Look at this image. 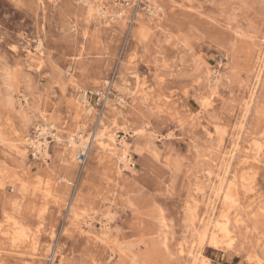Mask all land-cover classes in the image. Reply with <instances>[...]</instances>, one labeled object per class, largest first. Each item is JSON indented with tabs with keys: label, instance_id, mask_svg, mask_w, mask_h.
<instances>
[{
	"label": "rangeland",
	"instance_id": "374dc122",
	"mask_svg": "<svg viewBox=\"0 0 264 264\" xmlns=\"http://www.w3.org/2000/svg\"><path fill=\"white\" fill-rule=\"evenodd\" d=\"M135 2L126 21L106 24L79 0H0V264H253L246 251L201 243L193 230L197 217L220 208L223 191L247 219L248 232L235 227L239 242L264 250V156L257 164L255 151L244 156L252 138L264 144V0H164L152 22ZM137 9L148 31L132 21ZM105 81L126 84L125 104ZM79 86L92 109L76 117ZM12 90L28 95L23 110L9 102ZM106 92L119 108L103 106ZM44 110L63 140L49 135L46 160L30 147L23 157L10 139L35 136ZM103 110L106 121L123 111L118 139L130 132L134 163L117 183L95 147L84 163L63 158L74 123L87 137ZM253 165L245 187L241 175H253ZM111 214L109 239L85 234L89 219L103 234Z\"/></svg>",
	"mask_w": 264,
	"mask_h": 264
},
{
	"label": "bare ground",
	"instance_id": "6f19581e",
	"mask_svg": "<svg viewBox=\"0 0 264 264\" xmlns=\"http://www.w3.org/2000/svg\"><path fill=\"white\" fill-rule=\"evenodd\" d=\"M52 1H53V3L58 2V0H52ZM122 1L121 0H79V3L84 6V8L89 12V14L94 15L96 13L98 15V17L100 18V20L102 19L106 24H109L110 20H115V21H119V22L126 21V19H127L126 16L128 15V12L130 10L128 5L130 4V2H132V1L135 2L137 0H124L125 3H123ZM138 1L140 3L146 4L147 14L149 15L148 19L151 22L153 20H155L156 17L158 18L161 16L162 13H164V8L162 5V1H164V0H138ZM138 6H139V4H138ZM138 6H136V7H138ZM133 14H135V16L132 17V21L135 23L136 22L141 23L143 25L144 31H148L146 24H143L142 20H140L141 19L140 18L141 12L137 9L136 11H134ZM67 33H69V32H67ZM36 42H37V45L35 47L36 51L37 52H43V48H44L43 39L39 38ZM31 51L32 50H30L29 52H31ZM36 58H38V57H36ZM260 65H261V63H260ZM70 68H71V66L69 67V70H70ZM70 80L75 83V81L73 80V74L70 75ZM209 81H210V79H209ZM105 82L108 84V86H111L113 88V90L111 92H114V94H115L114 96H116L115 98H117L116 101L119 102V104H121V105L125 104L126 99L123 95H120V94L121 93L122 94L128 93L125 91V89L128 88L126 86V84L124 83L125 85L120 86V85L116 84L115 81H105ZM9 86H11V85H9ZM140 86H141V82L139 81V82H137L135 89L132 91V92H134L133 94H136L135 91L139 90L141 88ZM108 90H109V88H108ZM213 95H214V93H212L209 97H205L206 98L204 101L205 104L202 103V104H204L203 107L206 108L207 106H211L213 104V101H214ZM110 97L111 96L107 95V92H106V95L104 96L105 105H103V106L113 107L116 109L119 108V107H116L114 105V103H112L113 98L111 99ZM28 101H29V97L26 93H21V95H18V97H16V94H14V90H12L9 94V102L11 103V105L15 106V104H17V106L22 108V110L24 108L23 106L28 105ZM89 101L90 100H88V98H87L86 90L81 89L79 86L78 93L76 94L75 99L71 101L72 106H74L76 109V113H77L76 117H78L81 114V112H83V111L88 112L92 109V105ZM40 113H41L40 117L44 121V123L38 124L36 126L37 127V133L35 136L31 137L29 135L23 136L21 134H17V136L15 135L16 136L15 140H12V139H10V140H11V143H13L12 144V146L14 147L13 149L15 150V148H16L17 152L21 156L25 157L26 153H27L26 150L28 147H30L33 149V152H34L36 157H40V158L46 160L49 156V141L47 139L49 137V135L53 136L54 139H56L57 141H62L63 138L61 136H59L57 134V132H54V130L58 131V127L55 124V122L48 120V118L45 114V110L41 111ZM106 117H107V115H106L105 111L103 110V113L98 117L96 123L94 124L93 131L92 132L89 131L87 137H85L82 134V133H84V127H83V124L81 123V121L79 120V121L75 122L74 123L75 130L67 136L68 140L65 144V150H64L65 153L63 154V158L65 159V157H66V160L69 163L74 162L73 158L76 157L77 153L80 151H84L86 153V156H87L86 158H88L90 156L89 154H90L91 149L95 147L99 150V161L105 167L106 166L108 167V170L110 173L109 174V180L116 182V180L122 175L123 170L132 169L131 164L134 163L132 161L130 143L127 141L128 139L126 140V137L128 136V134H130V132H129L128 128H125V129L123 128V130L121 132L124 133V135H122L121 139H118V133L119 132H118V129L116 128V125L119 124L118 120H125V118H126V117H124L122 110H117L115 112V118L110 119V121L109 120L106 121V119H107ZM146 124H148V123L146 122ZM143 128H144V126H143ZM143 128L137 129V131L138 132L140 131L141 133L146 132L147 130H143ZM12 129H14V128H12ZM12 132H13V130H12ZM11 135H12V133H11ZM149 136L153 137L154 135L150 134ZM4 139H5V137H4ZM234 140H235V138H234ZM6 141H8V139ZM9 146H11V145H9ZM220 146H221V150H223L222 149V147H223L222 142L220 143ZM245 149H246V153L244 156L245 157L247 156L249 159L251 156L249 157L250 154L249 155L247 154L248 151H255V154H256L254 156L255 163L253 160V163L251 161L252 164H257V163L261 162V159H262L261 157L264 156V144L259 139L252 138L248 144V147H246ZM148 150H149V148H148ZM152 151H155V150H152ZM225 159H227V156ZM249 159H247V160L250 161ZM254 167H256V166L253 165V167L252 166L247 167L248 169H254L253 175H250L248 173H246V175H241L242 176L241 177L242 178V184L245 187H248V186L251 187L253 185V182L255 181L256 171H255ZM241 174H242V172H241ZM45 181L47 182V180H45ZM51 184L52 183H48V182L45 183V185H46V188H44L45 193L47 192L48 194H51V191H52L51 186H53ZM218 190L219 191L222 190V186H220V188ZM216 195H218V193H216ZM221 199H222L221 200L222 202H221L219 209H216V207L214 205V208H211L212 213L208 212L209 215L207 217H206V215H204L202 220L199 219L200 217H197L196 223L193 224L195 227L193 230L196 231V234L199 237V242L202 243L205 241V239H208V241H209L208 243L212 247L218 248V249L223 247L225 249V251L226 250H237L238 251V249H241V250L246 251L248 253L249 261H251L253 264H264V250L261 247H259V244L257 245V243L254 244V243L242 242V241L239 242L238 233H237V230L235 227H238V226L242 227L243 226L244 229H247L248 223L246 222L247 219H246L245 215L243 214V212L238 211L237 210L238 208H236L235 211L231 210L232 208H235V206L238 204V200L236 199V195L234 193H229V192L223 191V195H222ZM75 206L76 205H74V204H71V206H70V212H71L70 217H71L72 223L74 222L72 214L77 212ZM154 206H156V205H154ZM237 207H238V205H237ZM112 217H113L112 214L108 215L105 218V221H103V220L101 221L100 224H101V230H102L103 234L99 233V232L96 233V231H94L95 222L93 221V219H91V220L89 219V221H87V225H88V227H90V229H89L90 233L87 232L85 234H87L88 237H90V238L92 237V235H94L93 239H95L97 241L102 240L104 242L105 239L108 238V235H107V233H104L103 229L107 228L110 225V220L112 219ZM191 218H192V215H191ZM190 220L192 221V219H190ZM160 222H162L161 219H160ZM200 222H201V224L198 226V224ZM165 227H167V226H165ZM243 228H241V229H243ZM246 231L248 232L249 230L247 229ZM241 235H242V233H241ZM21 236H24V235H21ZM18 240H21V239H18ZM162 243L165 244L164 245L165 247L168 246L167 242L163 241ZM33 244H34V242H33ZM190 244L192 246H194L195 248H197L196 244H194L193 242H190ZM34 245H36V243ZM187 245H189V244H187ZM35 248L37 249V247H35ZM35 248H34V250H35ZM188 249H187V251H188ZM195 250L200 253L199 249H195ZM35 252H37V251H35ZM197 252H194V253H197ZM234 253H237V252H234ZM203 258L205 260L206 257H203Z\"/></svg>",
	"mask_w": 264,
	"mask_h": 264
},
{
	"label": "built area",
	"instance_id": "2783aa9c",
	"mask_svg": "<svg viewBox=\"0 0 264 264\" xmlns=\"http://www.w3.org/2000/svg\"><path fill=\"white\" fill-rule=\"evenodd\" d=\"M122 1V0H121ZM124 1V0H123ZM138 1V0H137ZM125 2V1H124ZM139 2V1H138ZM87 156H86V153L84 152V151H80V152H78L77 153V156H76V158H77V160H78V162L79 163H84L85 161H86V158Z\"/></svg>",
	"mask_w": 264,
	"mask_h": 264
}]
</instances>
